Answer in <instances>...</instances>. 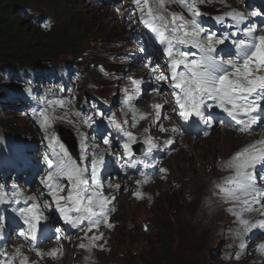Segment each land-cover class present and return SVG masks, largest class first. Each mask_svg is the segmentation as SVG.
<instances>
[{"label":"snow or ice","instance_id":"1","mask_svg":"<svg viewBox=\"0 0 264 264\" xmlns=\"http://www.w3.org/2000/svg\"><path fill=\"white\" fill-rule=\"evenodd\" d=\"M206 2L207 0H132L134 14L139 13L140 23L154 34L167 57L166 69L153 64L151 58L147 59L145 67L158 86L162 82L168 85L169 94L173 99V103L170 104L171 111L186 124L200 121L211 127L214 117L210 110L217 108L234 122L237 132L251 135L253 126L264 122V34H259L264 31V25L258 27L247 22L248 15L257 16L259 13L251 12L246 15L233 9L213 19L221 25L226 19L231 20V26L236 31L228 35H218L205 27L199 19L205 15L200 11V5ZM173 4L186 12L190 19L186 18L183 12L171 11L170 6ZM222 45L225 47H220ZM142 83V80H133L132 88L124 89L123 103L128 112L132 113L131 122L128 120L118 122L115 117L109 121L115 131L126 137V142L122 145V155L126 158L127 166L133 168L140 164L145 168L155 166L135 159L132 145L137 142V136L128 130L136 128L140 121L148 119L150 115L140 112L131 103L138 98ZM153 91L157 95H163L159 87ZM130 92L136 95H129ZM41 104L43 107L35 113V119L44 133V139L48 141L50 155H45L49 170L41 178L40 183L47 189V195L51 200H44L41 203L36 196L27 197L32 203L16 209L26 226L18 233L25 244L17 247L15 255L11 258L7 253H0V264H13L17 258L20 259V264H29L28 257L23 256L21 252V248L25 246L29 251H34L39 259L45 257L58 259L62 255V249L41 251L40 239L47 227L44 221L48 220L42 208H54L66 224L83 232L84 237L81 239H86L89 243L82 242L78 247L88 252L93 248L102 250L98 243L104 239V234L100 232L101 227L108 229L114 227L109 222V217L115 211L113 202L116 197L105 195L104 185L100 181V171L105 162L104 153H98L95 146H90L87 134L80 132L77 127V124H80L91 128L95 122L94 117L102 116L103 113L82 116L79 111L71 110L69 107L72 104L71 100L63 98H45ZM151 107L155 115L150 123L154 124L160 133L170 132L174 137L183 136L181 127L168 128L163 124V120L171 119L166 114L164 104L155 103ZM57 108L64 109L62 114H56ZM73 116L78 119L73 120L71 118ZM56 121H66L77 127L81 149L78 160L73 158L54 132H49ZM148 131V128L144 129V133ZM103 143L108 146L105 151H110L111 139L104 138ZM173 143L174 139L170 138L164 142V146ZM143 144L144 156H150L160 147L151 136H146ZM257 164H264V139L246 145L227 161L222 162V170L231 174L223 182L215 185L216 192L222 197L223 202L231 205L228 211L233 214L238 224L236 238L240 241L239 247L242 250L247 248L245 237L257 229L264 231V219L253 221L246 218V214L253 212H259L264 216V188L259 186L254 171ZM159 171L165 173L167 169L160 168ZM140 174L145 176V179L137 180L138 186L149 180L143 172ZM114 188L117 192L120 191L119 184L114 185ZM66 189V194H63ZM21 195L19 190H14L11 202H17ZM134 195L141 198L138 191ZM6 200L7 193L4 186L0 185V203ZM2 227L0 224V228ZM88 233L93 235L88 236ZM60 238L57 236V239ZM257 250L264 255V243L259 244ZM235 258L239 259V254ZM31 264H38V261H32Z\"/></svg>","mask_w":264,"mask_h":264},{"label":"rangeland","instance_id":"2","mask_svg":"<svg viewBox=\"0 0 264 264\" xmlns=\"http://www.w3.org/2000/svg\"><path fill=\"white\" fill-rule=\"evenodd\" d=\"M121 1L122 0H116V2ZM11 3L12 8L11 6L9 7L12 9V14L20 24V33L17 34L14 39L16 43L28 42L30 41V37L39 39L41 34H46L41 31L38 32L37 27L32 23L28 15L22 13V11L27 8L38 18H53L54 26L52 30L57 31V37L60 39V42H67L70 38H73L74 27L76 25L91 22L98 28V33L103 35V40L105 42H101L100 44L96 43L97 46L92 42H82L80 44L82 50L78 54L79 57L84 58L83 54H86V50L83 49H88L92 52V55L98 51L96 47L101 46L102 49L98 52L100 54H106L105 52L110 51L117 56L123 51H128L129 55L138 59L136 49L138 46H144L141 43L142 38L140 36H134L136 33L134 29L128 28L126 31L124 26L119 24L117 15L109 12L108 8H100L99 4L91 5L86 0H11ZM70 3L77 5V12L68 10L72 8ZM174 8H177V6H170L171 11H173ZM70 13L74 14L73 19L66 20L65 16L68 15L65 14ZM137 24L142 28L141 32H145V27L140 23ZM121 45H123L122 47L125 50H121ZM157 55L158 54H156V56ZM78 56H73L67 52L56 53L52 56L51 60L68 61ZM160 58L164 61L162 56H160ZM117 61L118 60L114 59L113 64L110 61L101 60L96 61L95 65L97 63L103 64L107 70L119 72L120 74H118V76L122 77V79L124 78V74L129 73H131V76H138L137 73H133V70L128 67L131 61L130 58L126 60L124 66L115 64ZM139 63H142V61L136 62V70H142L143 68V65H139ZM90 64V60L85 58L84 65L80 66V68L88 69ZM157 64L159 65L160 63ZM100 71V69L97 71L95 69L92 70L90 72V79H87V81H94L99 85H103L101 91L107 96H112L116 91L115 84L106 81V79H102L101 76L98 75ZM142 74L146 76L147 71L142 70ZM83 78L84 76L81 75L80 81L75 84L76 93L63 96V99L72 101L69 107L73 112L77 111L76 105L78 99L84 96L85 83ZM142 81L143 83L140 85L142 92L141 98L144 97V92L150 87L145 81V78L142 79ZM120 82L121 81H119V83ZM122 84H126V82ZM162 87L163 85H160V89ZM163 90L168 94L166 89ZM43 94H45L44 90L37 93L36 96H41ZM45 98L49 99L48 96H43L40 99L42 101ZM165 100L169 108H171L170 104L173 103V101L169 96ZM16 101L17 100L14 99L13 102ZM94 103L99 105L97 100H94ZM18 105L20 106L18 111L25 113L28 122L24 119L15 117L13 114H9L6 119L12 120L15 123L16 130L13 133L26 132V138L23 141L24 144L27 140H31L33 144H37V147L32 150V155L34 156L32 164H34L35 168L42 167L46 169L48 167L45 162V155H50L48 141L44 139V136H42L39 131L34 130L37 128V125L40 129L39 124L37 123L36 125L33 121L30 122L32 118H35V113L43 107V105L39 106L33 115L29 113V104L27 102L23 101L18 103ZM113 109L112 113L116 116L119 114L124 121L123 116H121V110L118 107H113ZM63 111L64 109L61 110L57 108L56 114L60 115ZM71 118L77 120L75 116ZM169 126L170 125L166 123L165 127L169 128ZM216 127L221 129L217 123L213 129L207 131V139H203L201 142L198 138H201L199 134L203 132H191L186 129H181L183 135L185 134V136L190 138L188 144L193 145L194 150H189L187 146L183 145L180 141V137L175 138L174 142L177 147L180 146L179 151L168 160L167 158L162 159V162L167 161L165 164L168 169L167 172L165 174L162 173L158 179L155 180L154 186H151L154 181L149 182L150 186L148 189L149 193L153 196L152 199L141 203H134L130 202L127 197L122 196L123 198H119V200L121 199L120 202L117 200L118 211L113 216L112 220L115 221L114 223H116V225L118 224V226L115 228V224L110 222L114 225L112 229L105 227L100 228V232L104 234L110 246V251L99 254L97 257L99 260L102 259L104 262L112 260L113 264H248V256L250 253H253L252 248H249L255 245L253 240L250 238L245 239L247 248L244 250L240 249L239 244H233V241H235L234 237H229L228 234L227 238L225 236L222 239L220 236H216V233L214 234L210 231V219L212 218L208 219L205 212L199 211L203 202L207 201L208 198L209 200L206 203V207H208L210 211H213V215L219 214V216H214L213 226H218L221 230L222 228H235L230 221L231 218H226L225 213L228 214V212L225 210V203H223L222 197L217 194L216 188L211 182L212 179L221 175L220 169L215 163L216 159L227 156L231 153L230 151L237 148L238 144L232 143V141L231 144L228 143L227 140L233 138L231 134H229L232 132L227 130H216ZM107 132L115 140L111 144L112 149L114 145H119V138L113 128H111L109 121ZM27 152L28 149H25L21 156H25ZM221 159L222 158H220V160ZM37 161H39L38 164ZM22 177L23 175H13L10 177L1 176L0 185L4 186L7 196H10V193L16 189L15 179H21ZM212 189H215V191H212ZM209 192L210 196L206 197ZM210 199L214 200L210 201ZM233 219L235 220V217H233ZM2 220L3 218L0 217V222H2ZM145 226H147V231H145ZM160 232L165 233L168 237L167 249L165 252L160 249V245L157 243V236ZM258 239L259 238H257V240ZM68 247L66 248L67 254L70 259H74L77 252L69 245ZM238 254L240 258L236 259L235 257ZM251 259L255 261V264H258L254 257ZM66 264L68 263L66 262Z\"/></svg>","mask_w":264,"mask_h":264},{"label":"trees","instance_id":"3","mask_svg":"<svg viewBox=\"0 0 264 264\" xmlns=\"http://www.w3.org/2000/svg\"><path fill=\"white\" fill-rule=\"evenodd\" d=\"M70 4L72 8L68 10L77 12V5ZM9 6L12 8L11 0H0V67L7 64H18L22 68L25 65L30 68L40 67L44 63L51 61L52 56L56 53L67 52L73 56H78L82 50L80 44L84 41L95 44L105 42L103 35L98 33L99 29L91 22H86L74 27V36L67 42H60L57 37V31L50 30L46 34H41L39 39L30 37L28 42L16 43L14 39L20 33V24L12 14V9ZM65 15H68L65 16L66 20H72L74 16L72 13ZM38 32L40 31L38 30ZM96 60L97 57L95 55L90 57L91 63L96 62ZM0 124L5 125L9 131L14 132L16 130L15 123L12 120L5 118L0 121ZM167 241V235L160 232L157 236V243L163 252L167 249Z\"/></svg>","mask_w":264,"mask_h":264},{"label":"bare ground","instance_id":"4","mask_svg":"<svg viewBox=\"0 0 264 264\" xmlns=\"http://www.w3.org/2000/svg\"><path fill=\"white\" fill-rule=\"evenodd\" d=\"M111 5H109V7L111 8V7H113V8H115V6H114V4H112V3H110ZM99 6H103V5H99ZM140 37L141 38H144V37H148V35H140ZM157 39V38H156ZM185 50H187V49H185ZM163 58H164V60H165V57L163 56V55H161ZM38 63V62H37ZM144 71H146V70H144ZM124 77H126V75H124ZM148 89V88H147ZM163 89H166V87L165 86H163L162 88H161V90H163ZM146 92H147V90L144 92V97H142V99L143 98H145V94H146ZM67 95V93H63L62 94V96H66ZM146 98H147V96H146ZM164 101V106H166L167 108H169V106H168V104H167V101L164 99L163 100ZM97 102L99 103V105H100V101H98L97 100ZM144 103H146V100H143V104ZM142 106V105H141ZM151 108V107H150ZM117 109V108H116ZM108 111H113L114 109L113 108H108L107 109ZM154 115H155V113L153 112V110H152V113L148 116V119L150 120V121H152L153 120V118H154ZM211 115H214V114H211ZM214 117V119H213V122L212 123H215L216 122V120H217V116H213ZM218 118L220 119V121H223V124H224V128L223 129H219L218 127H216V130H221V131H225V130H227V131H229V132H232V133H229V134H231V137H233V138H230L229 140H227L228 141V143H230L231 144V141H232V143H236V144H238L237 145V148L239 147V149L238 150H235V149H237V148H235V149H233V150H235V151H230L231 153H229L227 156H224V157H219L218 159H216V161H215V163H216V165H217V167H220V166H222V162H224V161H227L234 153H236L237 151H240V150H242L246 145H248V144H250V143H253V142H255V141H257V140H261L262 139V137H263V139H264V132H263V135L261 134V133H259L258 135L256 134V135H249V134H241V133H239V132H234V128H235V124L233 123V122H231L230 120H227V119H225V118H223V117H221V116H218ZM117 121L118 122H122L123 120L121 119V117L119 116V114H117ZM163 122V124L164 125H166V122H165V120H163L162 121ZM195 125H198V126H204L205 124L203 123V122H200V121H197V122H195L194 123ZM148 128L150 131H158V129L155 127V125L154 124H152V126H148L147 125V123L143 120V124H142V128ZM172 126L170 125L169 126V128H171ZM173 135V134H172ZM199 137H201V138H204V139H207V137L205 136V134L204 133H200L199 134ZM241 139V140H240ZM159 145H160V147L158 148V149H156V150H154L153 151V153L151 154L153 157H154V159H153V162H154V164L155 165H159L160 163H165L166 164V162L167 161H164V162H162V159H165V158H167V160L172 156V155H174V154H176L178 151H179V149H180V146L179 147H177V145H176V143L174 142L172 145H169V146H164V140H162V139H154ZM182 140V141H181ZM181 143L183 144V145H185V146H187L188 147V149L190 150V149H193L194 150V147H193V145H191V144H188V142H190V138H188V137H182L181 138ZM198 140L201 142L203 139H199L198 138ZM120 141H121V139H120ZM175 141V140H174ZM225 145V144H224ZM118 145H114V147L112 148V149H110V152H111V154L113 155V156H116V155H118L117 153H116V147H117ZM229 146V145H228ZM231 147V146H230ZM197 153V152H196ZM220 158H222L221 160H220ZM262 169H257L256 170V177H257V182H258V184H259V186H262V184H264V179H261L262 177H263V175L261 174V171H264V166L263 167H261ZM168 170V169H167ZM160 172V171H159ZM145 174V173H144ZM134 180V179H133ZM107 181V180H106ZM108 182V181H107ZM130 183V182H129ZM154 183H155V181L153 182V185H151V186H154ZM212 183H214V180L212 179ZM212 185V184H211ZM149 184L147 185V186H145L144 187V191H145V193H147V195H145V196H143L142 194H141V198H140V200H136V196L134 195V193L135 192H126L125 194H124V196L123 197H127V199L130 201V202H136V203H141L142 202V200L143 199H152V195H151V193H149ZM210 187H212V186H210ZM212 191H215V189H212ZM208 196H210V192L208 193V195H206V197H208ZM122 196H121V198H123ZM205 197V198H206ZM121 200V199H120ZM120 200H118V202H120ZM209 199L207 198V201H208ZM212 200H214V199H210V201H212ZM207 201H204L203 202V204L201 205V207H200V209H199V211L200 212H205L206 213V215L208 216V219L209 218H212V219H210V231H212L216 236H220L222 239H223V237H225L226 236V238H227V235L229 234V237H234L235 239H237L236 238V231L238 230V227H235V228H222V230L220 229V227H218V226H213V224H214V221H213V218H214V216H219V214H217V215H213V211H210V209H208V207H206V203H207ZM114 205H115V211L114 212H112L111 213V215H110V217H109V222H112V223H114L115 221H113L112 220V218H113V216L117 213V211H118V208H117V206H118V204H117V201L115 200L114 202ZM228 213H231V212H229L228 211ZM212 215V216H211ZM225 215H226V218H227V216L228 217H232V216H229L227 213H225ZM211 216V217H210ZM246 217L247 218H250L251 220H253V221H255V220H258L259 218H260V216L258 215V216H256V217H251L249 214H246ZM233 218V217H232ZM263 218H264V216H263ZM231 224V223H230ZM118 226V224L117 225H115V228ZM143 228V227H142ZM144 229V228H143ZM76 231L77 232H79V236H78V239L77 240H79L80 239V231L79 230H77L76 229ZM257 232V230H254L253 231V233L255 234ZM65 238H69V239H71V241L73 242V237H70L68 234L66 235V237ZM105 238V237H104ZM258 242H260V244L261 243H264V237L263 238H260V239H258ZM229 244V243H228ZM255 244V243H254ZM62 246H63V248H65V245L64 244H62ZM68 247V244L66 245V248ZM69 248V247H68ZM252 247H250L249 249H251ZM227 249V248H226ZM65 253H66V250L64 249V255L62 256V258H61V260H59V259H56L55 261H52L50 264H63V261H64V264H66V262L68 263V264H71L72 262H74V260L77 258V254H75V259H70L69 258V255L68 254H66V256H65ZM260 259V258H259ZM99 262L100 263H111L112 262V260H110V261H107V262H104V260H99ZM248 264H255L254 263V261H252V259H249L248 260ZM260 264H264V259H263V262H261Z\"/></svg>","mask_w":264,"mask_h":264},{"label":"clouds","instance_id":"5","mask_svg":"<svg viewBox=\"0 0 264 264\" xmlns=\"http://www.w3.org/2000/svg\"><path fill=\"white\" fill-rule=\"evenodd\" d=\"M238 149H239V147H238L237 149H235V150H238ZM235 150H233V151H235ZM221 168H222V166H221ZM220 174L223 175L221 172H220ZM221 175H220V176H221ZM258 215H259V214H258ZM258 215H257V216H258ZM259 216L261 217V215H259ZM105 264H106V263H105Z\"/></svg>","mask_w":264,"mask_h":264},{"label":"water","instance_id":"6","mask_svg":"<svg viewBox=\"0 0 264 264\" xmlns=\"http://www.w3.org/2000/svg\"><path fill=\"white\" fill-rule=\"evenodd\" d=\"M64 132V131H63Z\"/></svg>","mask_w":264,"mask_h":264}]
</instances>
